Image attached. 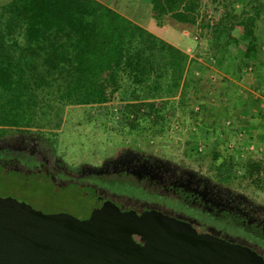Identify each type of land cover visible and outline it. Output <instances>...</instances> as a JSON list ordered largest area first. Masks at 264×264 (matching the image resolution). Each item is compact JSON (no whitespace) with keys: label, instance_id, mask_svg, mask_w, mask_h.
<instances>
[{"label":"trees","instance_id":"obj_1","mask_svg":"<svg viewBox=\"0 0 264 264\" xmlns=\"http://www.w3.org/2000/svg\"><path fill=\"white\" fill-rule=\"evenodd\" d=\"M212 1L222 10L217 19L205 12L204 0H151V16L160 26L203 41L205 55L224 72L227 89L234 88L222 97H235L236 106L242 101V113L264 124V0ZM0 7V133L58 128L55 114L64 107L103 109L115 100L121 103L115 114L123 133L139 139L165 133L179 108L197 118L205 110L216 112L206 96L196 98L206 69L198 60L205 56L201 48L191 58L99 0H8ZM247 73L250 90L239 85ZM193 95L202 104L197 111L187 109ZM229 113L225 127L230 122L239 133L241 121ZM52 144L41 143L54 154ZM230 158L217 167L224 182L236 174ZM250 167L251 176L263 168L258 161Z\"/></svg>","mask_w":264,"mask_h":264},{"label":"rangeland","instance_id":"obj_2","mask_svg":"<svg viewBox=\"0 0 264 264\" xmlns=\"http://www.w3.org/2000/svg\"><path fill=\"white\" fill-rule=\"evenodd\" d=\"M7 1L0 0V6ZM116 2L124 5L123 10L128 14H133L138 8L134 0H115V5ZM204 3L208 16L217 19L222 10H218L212 0H204ZM155 23L162 34L167 29V35L161 34L165 40L175 41L176 30L169 25ZM188 42V47H183L191 58H195L196 51L203 49L204 43L194 39ZM198 60L206 69L196 98L206 96L205 100L209 104L211 102L210 106L214 105L216 112L205 110L197 118L191 111L185 113L179 108L170 128L163 134H148L140 139L124 134L115 114L121 103L115 100L103 105V109L93 105L64 107L59 115L55 114L60 119L58 128L11 130L0 133V137L33 136L53 142L56 158L74 172L77 169L99 171L130 156L145 158L215 182L264 208V175L257 173L256 169L253 176L248 173L254 167L250 166L257 161L261 162L264 170V138L255 137L264 124L255 125L252 116L242 113V101L236 106L235 97H222L223 92L232 93L234 88L227 89V83L222 81L225 74L218 63L207 55ZM246 77L242 87L252 89L250 74L247 73ZM192 97L187 109L193 107L197 111L202 104L196 102L194 95ZM218 107L221 109L218 110ZM226 110L233 114V121H241L239 130L243 131V136L232 130L227 121L225 127ZM221 133H225L224 136ZM253 143L255 148L251 146L247 150V146ZM241 145L245 147L243 151ZM217 153L220 155L218 158L215 157ZM225 156L231 157L228 162L234 164L237 174L229 182L221 180L217 173V167ZM47 169L44 165H21V162L9 163L0 158V198L19 201V204L0 202V262L4 263L5 257L6 260L10 257L21 260L24 257L23 242L16 239L14 233L25 228V243L36 249L34 264H71L68 244L61 245L65 254L62 257L60 251L57 254L54 250L58 251L59 239H49L51 228L65 223L70 227L76 224L90 228V232L97 237L96 259L101 264H264V257L253 248L239 245L232 255L225 256L221 250L222 244H225L221 242L223 239L204 227L197 228L184 219L149 209L150 206L126 208L127 199L115 197L112 193L103 194L97 187L84 185L82 180L73 177L62 181L56 175H49ZM113 186L129 194L142 195L125 184L116 183ZM63 215H69L72 221L67 218L63 221ZM41 248L49 249L51 254L39 256Z\"/></svg>","mask_w":264,"mask_h":264},{"label":"flooded vegetation","instance_id":"obj_3","mask_svg":"<svg viewBox=\"0 0 264 264\" xmlns=\"http://www.w3.org/2000/svg\"><path fill=\"white\" fill-rule=\"evenodd\" d=\"M41 143V138L33 136L0 137V158L9 163L21 162V165H44L49 175H56L62 181L73 177L82 180L84 185L97 187L103 194L127 199L126 208L150 206L149 209L184 219L197 228L204 227L223 240L253 248L264 257V241H258L264 240V208L217 183L192 176L181 168L134 156L99 171L77 169L74 172ZM116 181L138 188L142 195L117 190L113 186Z\"/></svg>","mask_w":264,"mask_h":264},{"label":"water","instance_id":"obj_4","mask_svg":"<svg viewBox=\"0 0 264 264\" xmlns=\"http://www.w3.org/2000/svg\"><path fill=\"white\" fill-rule=\"evenodd\" d=\"M90 171V169H89ZM0 202L4 203H17L19 204V201L16 199H10V198H0ZM25 207V204L22 203ZM29 210V209H28ZM30 211V210H29ZM37 219L40 218V216L35 215ZM68 216L63 215V218H61L63 221L66 220V218L70 221L71 219L68 218ZM22 229V228H21ZM21 229L18 232L14 233V237L18 239L19 241L23 242V253L24 257L21 260H13L12 257L7 258L5 257V261L0 262V264H34L33 259L36 257V249L34 246L30 245L29 243H25L24 237L27 232V229H22L23 232L21 233ZM178 231V229L176 230ZM49 239H59L58 244V251L54 248L55 253L59 254V251L62 255V257L65 256V254L62 252L61 245L63 243L68 244L69 248V254L72 258L71 264H101L96 259V253H97V237L93 235L92 232H90V228H85L82 226H76V224L73 227L67 226L65 223H61L57 226H53L51 228V232L49 234ZM221 242L225 243L222 244L221 250L225 256L232 255L234 251L238 250L239 244H234L231 242H228L226 240H222ZM241 247V246H240ZM228 250L230 253H228ZM250 251V250H249ZM41 254L45 257H47L48 254H51V251L49 249L41 248V252L38 253L39 256ZM260 258V256H259ZM261 259V258H260Z\"/></svg>","mask_w":264,"mask_h":264},{"label":"crops","instance_id":"obj_5","mask_svg":"<svg viewBox=\"0 0 264 264\" xmlns=\"http://www.w3.org/2000/svg\"><path fill=\"white\" fill-rule=\"evenodd\" d=\"M99 1L105 3V4L109 5V6L117 8V10L120 13H122L124 16H126V17L130 18L131 20H133L134 22L146 27L147 29H150V30L152 29V31L155 34H157L158 36L162 37L161 36V34H162L161 31L157 30V28L155 27L156 26L155 25L156 24L155 23V19H153V17L151 16V10H152L151 0H134L136 2V4H138V5H135V6H138V8H137L136 12H134L133 14L125 13V11L123 10L124 9V5H115L114 4L115 0H99ZM121 1L126 2L128 0H121ZM142 9L145 12L142 11ZM141 16H143V17L141 18ZM164 27L168 28V26H164ZM166 30L167 29H165V31L163 33L165 35H167L166 34L167 33ZM177 34L175 35V38H176L175 41L174 40H172V41L168 40V41L186 51L187 49L184 48V47H188V45H189L188 40L190 38L187 37L186 35L178 32V31H177ZM183 45H184V47H183ZM239 85L242 87V83H239ZM248 90H250V89H248ZM252 92L255 94V96H259L260 95L257 91H252ZM261 97H262V106H263V110H264V95L261 96ZM261 119L262 118H260V117L259 118L255 117L254 118V122L259 121V124L263 123V122H260ZM259 130L261 132H259V133H257V135H255L256 138H260V136L263 134L262 131L264 132V128L262 130L261 129H259Z\"/></svg>","mask_w":264,"mask_h":264},{"label":"built area","instance_id":"obj_6","mask_svg":"<svg viewBox=\"0 0 264 264\" xmlns=\"http://www.w3.org/2000/svg\"><path fill=\"white\" fill-rule=\"evenodd\" d=\"M228 125H230V122H228ZM240 135L243 136V131H239ZM251 146H253V149L255 148V143L251 144L250 146H247V150H250L249 148H252ZM241 147V151L244 150L245 147H243V145L240 146ZM264 175V170L262 171V173Z\"/></svg>","mask_w":264,"mask_h":264}]
</instances>
